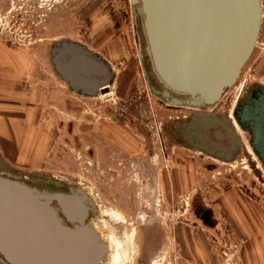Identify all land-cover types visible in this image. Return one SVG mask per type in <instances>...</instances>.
Here are the masks:
<instances>
[{
  "label": "rangeland",
  "instance_id": "374dc122",
  "mask_svg": "<svg viewBox=\"0 0 264 264\" xmlns=\"http://www.w3.org/2000/svg\"><path fill=\"white\" fill-rule=\"evenodd\" d=\"M260 6L257 42L239 78L197 109L151 93L137 41L143 16L130 0H0V42L31 54V86L42 95L32 106L45 107L47 118L33 119L42 137L34 158L20 162L0 141V172L37 190L84 193L87 222L101 225L106 253H115L112 237L123 252L132 235L128 264H264V165L249 125L232 119L237 135L226 137L218 123L245 90L264 85V0ZM64 45L109 65L105 93L87 94L59 74ZM202 119L212 122L205 127Z\"/></svg>",
  "mask_w": 264,
  "mask_h": 264
},
{
  "label": "water",
  "instance_id": "95a60500",
  "mask_svg": "<svg viewBox=\"0 0 264 264\" xmlns=\"http://www.w3.org/2000/svg\"><path fill=\"white\" fill-rule=\"evenodd\" d=\"M130 2L145 16L141 25L146 40L144 52L156 82L162 87L158 90L149 86L154 96L170 106L203 109L217 102L225 89L234 86L259 34L260 0H159V30L164 37V49L168 28L176 27L183 20L188 28L194 22L204 26L210 44L212 62L203 56L202 64L198 65V59L190 58L188 80L178 82L169 78L157 60L147 1ZM178 13L182 14V20ZM55 64L65 81L87 94L102 92L108 87V64L80 48L64 45L56 55ZM251 102L245 106L239 120L251 128L252 145L264 165V119H252L255 102ZM201 116L206 114L201 113ZM202 120L204 125L212 122V119ZM253 122L256 124L252 128ZM85 204L86 197L77 190L69 193L51 192L46 188L37 190L0 172V261L6 264H99L105 247L84 223ZM78 213L81 216L77 219Z\"/></svg>",
  "mask_w": 264,
  "mask_h": 264
},
{
  "label": "crops",
  "instance_id": "0c3cea01",
  "mask_svg": "<svg viewBox=\"0 0 264 264\" xmlns=\"http://www.w3.org/2000/svg\"><path fill=\"white\" fill-rule=\"evenodd\" d=\"M39 92L31 86V54L0 42V141L15 149L18 161L34 158L42 139L33 129V119H47L42 116L45 107L32 106L42 98Z\"/></svg>",
  "mask_w": 264,
  "mask_h": 264
},
{
  "label": "bare ground",
  "instance_id": "6f19581e",
  "mask_svg": "<svg viewBox=\"0 0 264 264\" xmlns=\"http://www.w3.org/2000/svg\"><path fill=\"white\" fill-rule=\"evenodd\" d=\"M146 1L148 3L149 12L151 15L150 16L151 18L150 35H151L152 43L154 45V50H155L157 60H160V64L162 65V67L165 68L167 75L173 81L175 82L187 81L188 80L187 77L189 76L188 75L189 74L188 63H189L190 58L193 57L195 59H198L200 61L198 62V65L202 64L201 57L203 56H206L209 62H212L213 60L209 53L210 44L207 41V35H206L207 32L204 29V26L199 25L196 22H194V23H191L190 28H188L186 20H183L182 22L179 21L176 24V27L172 26L168 28V33L165 36L167 37V39H166L165 49H164L163 40H162L164 37L160 35V30H159V9H158L159 0H146ZM142 16H143V20H141V25L144 24V20H145V16L143 15V13H142ZM178 17L180 20H182L181 13H178ZM145 44H146V40H145ZM165 52H167L168 54L164 55ZM157 85L161 86L158 83ZM73 208L74 206L72 207V209ZM87 226L98 235L99 240L106 248L108 240L103 235V229L101 225H99L95 221L92 223H87ZM131 236L132 235H130V237L127 236V239L125 238L127 240L126 241L127 247H125L124 250L122 249L123 252L120 250L121 248L120 241L112 237L111 242L114 244V248L116 249L115 253L113 254V256H110L109 253L104 252V255H103L104 257H102V260L99 264H120L121 262H123L124 264H128L132 257V244H131L132 238Z\"/></svg>",
  "mask_w": 264,
  "mask_h": 264
},
{
  "label": "flooded vegetation",
  "instance_id": "af4514ba",
  "mask_svg": "<svg viewBox=\"0 0 264 264\" xmlns=\"http://www.w3.org/2000/svg\"><path fill=\"white\" fill-rule=\"evenodd\" d=\"M134 8H135V13L138 15V17L141 18L140 13L137 12V10H136V7H134ZM140 31H141V28H140ZM140 39H141L142 43L145 45V39H144V36L142 34V31L140 32V35H138V38H137L138 43L140 42ZM256 42H257V40H256ZM255 45H256V43H255ZM144 48H145V46H142V51H141L140 47H139V54H140L141 62L143 63V69L145 70L144 71V77L146 79V83H147L148 87L150 85L155 87L154 84L156 83V81H155V78H152V76H151L152 73L150 71L149 61H148L149 70H146V69H148V66H147V60H146L147 56H146V54L144 52ZM254 48H255V46H254ZM254 48H253V50H254ZM252 53H253V51H252ZM252 53H251V55H252ZM239 76H240V74H239ZM239 76H238V78H239ZM232 87H230V88H232ZM107 88L108 87L103 88L104 90L102 89L103 90L102 93H105ZM250 101H252L251 103L255 102L254 105L252 106V112L251 113L254 114V116L252 115V119H264V85L255 86V87H253L250 90H245V94L242 96L240 101H238V99H237L236 104H238L237 105L238 107H237V109L235 111H233V113L231 115L232 117L229 116V115H227L225 117L222 116L221 117V121L218 122L221 125L222 129L224 130V132L226 133V135H225L226 137H230L232 135L233 136L237 135V133H236L237 129L235 128V125H233L232 119L235 120V123L241 129H245L246 128L244 125L248 126L247 123L241 122L239 119H242L241 115H243L244 108ZM204 126L206 127L207 125H204ZM263 126H264V123H263ZM246 131H247L246 133H248V135H249V138H251V128L250 127L246 128ZM214 135L219 140H222L224 138V135L222 136L220 133L217 134V132H215ZM203 139L205 140V142L207 141L206 137L203 138ZM164 142H165L164 141V133L162 131H157L156 132V142L155 143H156V145H158V148H156V149L162 155L164 154V150H165L163 148ZM176 144H178V143H176ZM60 187H62V188H60V189L56 188L54 190L48 189V191H51V192L52 191H58V192H62V193H69V191L77 190V189H73V188H70V187H64L63 185L60 186ZM77 191H79V190H77ZM79 192H81V191H79ZM82 194L87 199V205L85 204V208H86V214L85 215L86 216L84 217V223H85V225H87V223H88L87 222V220H88V210L90 208V203H89L88 197L84 193H82ZM207 213H208V215L210 214L209 212H207ZM80 216H81V213L76 218L78 219V218H80ZM61 218L66 224L70 225L69 221L67 220V218L64 215H61ZM204 221H205V223H207V219L206 218H204ZM0 264H6V263H3V262L0 261Z\"/></svg>",
  "mask_w": 264,
  "mask_h": 264
}]
</instances>
